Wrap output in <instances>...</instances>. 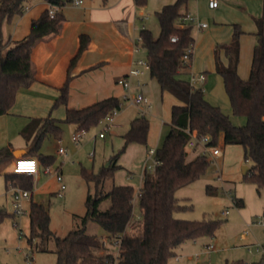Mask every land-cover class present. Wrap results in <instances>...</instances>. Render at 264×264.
I'll use <instances>...</instances> for the list:
<instances>
[{"label":"trees","instance_id":"16d2710c","mask_svg":"<svg viewBox=\"0 0 264 264\" xmlns=\"http://www.w3.org/2000/svg\"><path fill=\"white\" fill-rule=\"evenodd\" d=\"M31 0H0V34L5 20H11L15 14L25 12L24 7ZM49 5L57 6L51 17L49 6L31 20L29 33L15 41L5 44L0 38V115L6 114L15 104L18 92L29 87L35 80L32 51L43 39L60 32L65 21L61 8L72 0H45ZM138 4L146 0H136ZM188 0H175L156 11L160 26L157 36L149 28L139 32L142 46L146 51L149 73L155 78L162 91L170 92L178 102L171 108L169 131L160 147L156 149L157 164L153 172L144 171L142 184L138 191L132 184H115V171L122 168L118 163L120 154L130 143L147 144L150 120L147 116H136L129 128L122 134L124 144L113 157L110 165L99 172L82 167L81 176L88 183L93 182L96 191L87 193L86 213L82 225L70 230L64 236H58L51 228V214L47 205L31 199L29 218L30 229L26 234L30 250L49 251L48 242L53 239L57 254L56 264H168L176 256L177 249L186 241L205 236H215L223 224L212 217L202 219L178 218L176 210L191 208L192 204H181L176 190L204 175L211 165L212 158L207 154H198L188 159L186 145L190 139L187 129H196L200 134L210 136L209 144L216 145L223 134L224 144H238L243 147L244 159L251 163L244 174V180L256 185L260 191L264 188V21L255 17L258 26L257 42L254 50L251 73L242 78L237 71L239 60L238 37L242 29L236 25L234 41L223 45L229 58L227 65L220 59L217 48V72L223 79L232 111L244 115V125L235 124L229 114L219 105L209 101L202 87L182 79L179 74L189 71V62L183 61L186 49L194 44L193 22L186 20ZM176 36V40L171 39ZM90 41L88 34L80 35V46L72 58L73 66ZM8 48L4 51V48ZM69 79L61 88L53 107L66 105L65 117H36L27 124L22 133L27 139L35 135V141L27 155H37L45 165L55 161V156L39 152L45 135L62 137V123L76 124L77 129H87L98 125L100 121L115 109L121 110L122 100L109 96L83 107L68 106ZM11 154L8 146L0 148V162ZM112 180V186L105 190V182ZM7 181L33 191L32 175L7 173ZM208 186V191H213ZM135 196L141 211V232H130L128 227L134 217ZM109 199L110 205L101 208L103 201ZM235 204L242 206V198H236ZM264 214V208H263ZM14 216L6 208L0 207V224ZM89 220L96 221L111 240L120 239V250L116 256L102 238L87 232ZM23 235V233H22ZM224 264H261V260L245 261L238 259Z\"/></svg>","mask_w":264,"mask_h":264},{"label":"crops","instance_id":"0c3cea01","mask_svg":"<svg viewBox=\"0 0 264 264\" xmlns=\"http://www.w3.org/2000/svg\"><path fill=\"white\" fill-rule=\"evenodd\" d=\"M174 1L146 0V3L138 4L136 0H84L81 5H75L72 1L67 2L61 8L65 15V21L60 32L40 40L33 48L31 56L34 66V82L18 92L15 104L8 113L0 115V148L8 146L11 151V154L4 161L8 159L14 164L17 157L15 151L20 155L28 154L34 144L35 135L27 139L22 130L33 118L49 115L59 119L65 117L66 105L53 106L56 98L61 93V88L68 79V106L71 107H83L109 96H117L123 100L122 97L125 98L129 91L118 83V79L128 75L133 67H141L144 72L131 77L132 88L130 93L140 89L149 96L144 90L145 86H148V82L142 78L146 74L145 68L147 67L137 64V60L142 58L139 57L140 52L144 50L139 32L142 28H149L148 25L157 10ZM209 2L210 0H188V14L199 21L207 22V26L202 28H199L193 22L192 33L195 42L188 73L190 80L194 74H204L203 80L198 79L195 85L202 87L205 95L207 93V99L215 104L218 103L215 90L220 91L219 84L221 82V78L217 75L219 74L217 72V48L221 47L219 49L220 59L223 64L227 65L229 58L223 45H228L234 41V33L236 25H238L242 29V33L238 37L239 60L237 71L242 78L249 77L257 42L258 26L255 17H262L264 21V0H217L214 7H210ZM48 6L49 3L45 0H31L25 12L15 14L9 21L5 20L0 34L3 43L5 44L9 40H19L26 36L30 30L31 20L38 17ZM82 33L88 34L90 41L76 63L70 66L72 58L79 49ZM7 48L8 46L4 48V51ZM150 79L155 78L150 76ZM137 80L141 81L140 87L137 85ZM158 85L160 87L159 82ZM131 103L136 105L138 111L136 116H139V109L142 106L132 101ZM217 105L222 106L221 104ZM65 124L72 123H62L63 132ZM72 125L75 131L78 130L76 124ZM167 128L168 133L169 125ZM47 136L54 135L47 134L44 136L39 152L54 155L55 161L50 166L53 170L58 169L62 173V161L59 165H56V159L67 157V151L65 149L64 153H60L58 148L54 154L42 152L44 139ZM150 136L151 132L149 130V138ZM54 137L60 142L61 138ZM220 137L224 143L223 134ZM162 142L163 140L160 138L155 148L160 147ZM138 144L140 143H130L127 146V152L134 146V149H136V145L138 148H142ZM220 147L223 151L221 156H223L224 150L221 145ZM187 152L188 159H192L201 153V147L191 148V151ZM28 156L38 158L37 155ZM214 157L220 156H211L212 160ZM46 166L39 160V170L32 175L34 188L31 192V198L25 201V213L20 215V220L26 215V212H29L31 199H34L36 193L41 195L58 193L63 196L66 189L63 176L62 179H58L54 171L46 172ZM141 167L143 179L145 167ZM119 169L127 170V167L122 165V168ZM7 173H13V168L0 167V207L6 208V205L11 203L13 209V197L11 191L7 188L8 184L5 179ZM114 183L119 185L127 182L120 180L116 183L114 178ZM62 185H64V188H62ZM140 186L138 188L134 186L135 190L138 191ZM11 213H13V210ZM27 218L30 229L29 213ZM20 220L19 222L16 221L18 225H20ZM131 228L130 223L128 231H131ZM20 230L22 231L21 228ZM23 235L26 238V233H23ZM104 236H106V233ZM215 236L210 237L213 239ZM245 237L246 234H244V238L242 235L243 239ZM198 239L200 238L183 243L177 249L175 257L180 256L178 252L183 249L186 243L196 242ZM208 244H212V241L206 245ZM27 246L30 248L28 242ZM213 249L214 246L210 249V252H199L198 259H195L193 255H188V261H192V264H205V262L212 264L207 257ZM203 253L206 256L203 257ZM259 254V260H261L264 252L259 250ZM177 261V264H184L179 258H177ZM188 263L190 264V262Z\"/></svg>","mask_w":264,"mask_h":264},{"label":"rangeland","instance_id":"374dc122","mask_svg":"<svg viewBox=\"0 0 264 264\" xmlns=\"http://www.w3.org/2000/svg\"><path fill=\"white\" fill-rule=\"evenodd\" d=\"M148 27L155 36L159 34L160 26L156 14L153 15ZM139 57L147 60L146 51L140 52ZM145 70L146 74L142 78L148 82V86L146 85L144 90L152 100V109L147 111L151 136L150 138L148 136L147 144H138L142 148H138L136 145V149L134 146L127 152L126 148V151L120 154L118 161L126 166L128 171L121 169L115 171L116 183L123 180L127 182L125 184H132L136 188L142 181L141 166L144 168L146 161L154 158V156L149 157L148 151L157 146L160 138L164 140L168 123L171 120V108L178 102L170 92L162 91L155 79H150L148 67ZM217 75L221 78V82L219 84L220 91L215 90L218 100V103L215 104H221L222 109L229 114L235 124L244 125L247 121L246 116L233 113L223 79L220 74ZM179 77L190 81L188 71H182ZM122 99L123 106L115 116L114 124L105 128V122H101L91 127L80 143L75 142L72 138L75 132L72 124L64 125L60 142L54 136H47L44 139L42 152L54 154L61 146L66 149L68 154L67 157L56 159V165L62 161L61 174L66 183L63 196L58 193L42 195L36 193L34 195L36 201L43 202L49 207L51 228L58 236H64L70 230L82 225V217L86 213L87 193L89 190L92 193L96 191L95 183H88L81 176L82 167L99 172L106 166L110 158L122 148L124 144L122 134L129 128L131 120L138 115L136 105L132 104L129 99L123 97ZM100 132H104L105 137H100ZM218 144L223 147L224 155L214 157L204 175L176 190L179 202L192 204V207L176 210L174 215L186 219L212 217L222 220L223 224L213 239L210 236H205L196 242L186 243L183 249L178 252L180 256L171 257L168 264H177V258L184 264L188 262L192 264V261H188V255L194 256L199 252H210L206 245L210 241H212L214 249L207 258L211 260L212 264H224L226 261L232 262L238 259L245 261L260 259L259 250H262L264 243V226L253 222L264 218V188L259 191L255 184L244 180L243 166H250L251 163L244 159V150L241 145L224 144L221 137ZM186 149L191 151L189 147ZM0 164V167L3 168H13V164L8 159L3 160V163L0 162ZM9 182L7 181V184ZM209 184L213 185V191H208ZM111 186L112 180L108 179L104 189L109 190ZM236 198H242L244 205L237 206ZM109 205L110 200L107 199L103 201L101 208L106 209ZM6 208L10 212L13 210L11 203L7 204ZM28 213L26 212L22 220H20V216L14 215V217L6 218L0 224V264H56L57 254L53 239L48 242L49 251L34 250L32 252L28 248L26 238L20 231L21 228L22 233L28 234L29 232ZM141 219L138 197L135 196L134 217L130 232H141ZM19 220L20 225H16L15 222H19ZM86 230L100 238H103L105 234L104 229L94 220H89ZM243 234H246L245 239L242 238ZM109 249L116 248L110 246L109 242L108 248L101 249L99 253ZM203 254V257L206 256L205 253ZM205 264L208 263L205 262Z\"/></svg>","mask_w":264,"mask_h":264},{"label":"built area","instance_id":"2783aa9c","mask_svg":"<svg viewBox=\"0 0 264 264\" xmlns=\"http://www.w3.org/2000/svg\"><path fill=\"white\" fill-rule=\"evenodd\" d=\"M72 2L75 5H81L84 0H72ZM210 7H214L217 4V0H210L209 2ZM28 9V5L24 7V10L26 11ZM57 6L49 5L48 12L51 17L55 15V12L57 11ZM186 20L195 22L199 28L207 26V22L205 21H199L197 18L191 16L190 14H187L185 17ZM171 39L173 41L176 40V36H172ZM194 51V44H191L187 49L186 52L183 55V61L189 62L191 60V57L193 55ZM137 64L144 67H149V63L147 60L140 58L137 60ZM144 71L141 67H133L129 74L126 76H122L118 79V83L122 84L124 88L129 91L125 98H129L133 103L139 104L142 107L140 108L139 115L141 116H147L148 109L152 108V102L142 90L137 89L134 93H130V90L132 88V76H138L142 74ZM204 74L199 75H192L190 82L195 85V82L200 79L203 80ZM138 87L141 86V81L137 80ZM119 110L115 109L113 112L107 114L101 121L105 122V128H108L110 124H114L115 116L118 114ZM187 131L190 133V139L186 145V148H198L201 147V154H207L209 156H221L223 151L219 144L213 145L209 144L210 142V136L208 134H200L196 129H187ZM87 129H78L74 132L72 138L75 142L80 143L84 136L86 135ZM100 137H104V132H100ZM59 152L64 153L65 148L59 147ZM149 157L154 156L152 160H147L145 165V170L153 172L155 170L157 159H156V149L150 148L148 151ZM39 170V160L35 156H28V155H20L17 156L14 160L13 164V173H24L28 175H34ZM46 172H51L52 168L50 165H47L45 168ZM56 174L58 179H62V175L58 169L53 170ZM62 188H64V185H62ZM8 189L11 191L12 197H13V214L14 215H22L25 213V201L31 198V191L23 188L22 186L16 184L14 181H10L8 183ZM254 224H261L264 226V218L262 220H256L253 222ZM16 225H18L17 222H15ZM130 226V225H129ZM21 231V230H20ZM22 234V231H21ZM244 238V234H243ZM103 243L106 247H108V243L110 242V246L115 247L113 251L115 252L116 256L119 254L120 250V239L111 241L106 236L102 238ZM213 247V244H208L207 249L210 251V249ZM258 248V247H257ZM262 251L264 252V247H262ZM195 259L199 258V253H196L194 255ZM116 264V263H115ZM261 264H264V255L261 259Z\"/></svg>","mask_w":264,"mask_h":264},{"label":"water","instance_id":"95a60500","mask_svg":"<svg viewBox=\"0 0 264 264\" xmlns=\"http://www.w3.org/2000/svg\"><path fill=\"white\" fill-rule=\"evenodd\" d=\"M15 154H16L17 156L20 155V154H18L17 151H15ZM109 165H110V161L106 164V167H108ZM248 169H249V165H244V166H243L244 173L247 172Z\"/></svg>","mask_w":264,"mask_h":264}]
</instances>
